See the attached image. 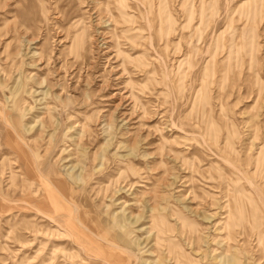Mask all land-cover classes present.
<instances>
[{"label":"rangeland","instance_id":"374dc122","mask_svg":"<svg viewBox=\"0 0 264 264\" xmlns=\"http://www.w3.org/2000/svg\"><path fill=\"white\" fill-rule=\"evenodd\" d=\"M0 264H264V0H0Z\"/></svg>","mask_w":264,"mask_h":264},{"label":"bare ground","instance_id":"6f19581e","mask_svg":"<svg viewBox=\"0 0 264 264\" xmlns=\"http://www.w3.org/2000/svg\"><path fill=\"white\" fill-rule=\"evenodd\" d=\"M49 182V181H48ZM77 209V207H75V210ZM134 222V221H133ZM77 223L81 226V227H83V228H85V226L82 224V222L80 221V220H77ZM107 243H109V244H112V243H110L109 241H106ZM129 252V251H128Z\"/></svg>","mask_w":264,"mask_h":264}]
</instances>
